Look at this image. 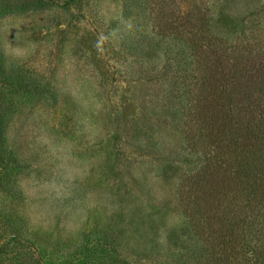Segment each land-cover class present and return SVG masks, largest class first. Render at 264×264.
I'll return each instance as SVG.
<instances>
[{
  "label": "rangeland",
  "instance_id": "374dc122",
  "mask_svg": "<svg viewBox=\"0 0 264 264\" xmlns=\"http://www.w3.org/2000/svg\"><path fill=\"white\" fill-rule=\"evenodd\" d=\"M189 1L0 0V264L205 261L177 193L198 64L158 17L257 42L264 0Z\"/></svg>",
  "mask_w": 264,
  "mask_h": 264
},
{
  "label": "trees",
  "instance_id": "16d2710c",
  "mask_svg": "<svg viewBox=\"0 0 264 264\" xmlns=\"http://www.w3.org/2000/svg\"><path fill=\"white\" fill-rule=\"evenodd\" d=\"M189 4L200 10L204 2ZM163 15L159 32L189 41L198 64L184 136L201 165L184 176L177 193L204 237L198 241L206 259L196 252L199 264H264V38L226 41L208 23L187 31ZM200 30L208 33L205 41Z\"/></svg>",
  "mask_w": 264,
  "mask_h": 264
}]
</instances>
